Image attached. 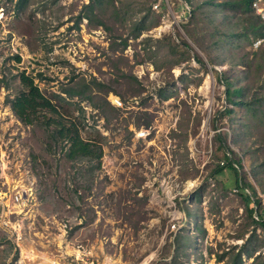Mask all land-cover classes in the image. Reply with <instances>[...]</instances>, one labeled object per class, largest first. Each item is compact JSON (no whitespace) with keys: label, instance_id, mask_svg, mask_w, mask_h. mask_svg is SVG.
I'll list each match as a JSON object with an SVG mask.
<instances>
[{"label":"rangeland","instance_id":"374dc122","mask_svg":"<svg viewBox=\"0 0 264 264\" xmlns=\"http://www.w3.org/2000/svg\"><path fill=\"white\" fill-rule=\"evenodd\" d=\"M136 1L144 5L142 13L126 0L124 14L103 18L105 28L81 19L90 0H0V191L22 185L33 194L27 208L7 209L0 200V264H173L178 234L189 238L190 247L175 264H232V248L244 245L264 258V230L248 226L245 206L233 194L234 173L211 175L222 157L216 136L227 134L242 159V176L263 203L264 46L257 52L239 39L241 14L230 20L220 8H213L223 25L220 35L238 34L212 46L216 36L206 7L188 24L192 8L205 0ZM141 28L146 30L137 37ZM187 29L197 32L200 44ZM125 39L129 46L122 51ZM184 44L190 48L181 60ZM231 53V63L254 62L249 76L242 65L235 72L230 62L221 64ZM224 71L244 89L234 100L250 102L251 109L228 103L219 81ZM23 72L48 96L66 97L62 92L77 78L113 89L107 97L96 91L98 98L81 104L83 137L101 138L104 156L91 191L77 204L80 211L64 205L61 179L52 197L36 177L43 165L34 156L49 165L55 157L46 155L44 137L20 123L8 104ZM226 107L234 112L221 115ZM148 120L150 135L143 137L148 129L136 124ZM253 260L244 255L242 264Z\"/></svg>","mask_w":264,"mask_h":264},{"label":"trees","instance_id":"16d2710c","mask_svg":"<svg viewBox=\"0 0 264 264\" xmlns=\"http://www.w3.org/2000/svg\"><path fill=\"white\" fill-rule=\"evenodd\" d=\"M130 1H132L135 6H141V10L138 12L142 13V11H144L145 7L143 4L136 0ZM183 1L187 4L191 3V0ZM125 2L126 0H90V3L85 5V14L83 17L81 16V19H87L90 23L97 20V25L99 27L106 28L103 18L107 17L110 20L113 16V20H116L121 14L125 13ZM251 5L252 0H226L223 3H216L215 0H205L192 8L188 24L193 25L194 21L201 17V8L206 7L208 26L213 30L211 36H216L214 45L212 41L211 44L212 46H217L221 41L228 42V38H232L238 33H231V30H227L228 32H226V34L220 35V30L223 29V25L217 22L215 13H213V8H220L221 12L219 13H223L222 11H224V13L230 12L231 14L228 16L230 20L235 19V14L239 13L241 14L239 22L241 21L240 25L244 28V32L239 33L237 37L239 39L244 38L246 41L251 42L250 47H252L253 41L261 36L262 23L259 18L255 16ZM147 10L150 12L151 7ZM124 17L126 16L124 15ZM142 30L146 29H138L137 37ZM248 33H251V35ZM187 35H189L190 38H194L197 44H200L197 39V32L194 31V29H187ZM121 44L122 51H125L129 46L127 39L123 40ZM182 47L185 49V55L181 60H185L187 59L186 56L190 47L188 44H184ZM228 49V47L224 49V55L228 54ZM259 53L255 54V59L258 58L257 56ZM232 56H234V53H231L230 57L226 56L221 61V64L225 62L231 63ZM241 60V62L231 63V68L237 72V67L242 65L246 70V75L249 76L250 71H252L250 66H252L254 62H248L245 58ZM210 62L214 63L216 61L210 60ZM261 62L264 63V60ZM258 65L261 68V64L258 63ZM19 76L20 89L13 98L8 100V104L20 123L27 127H33L38 135L44 137L41 144L46 155L55 157L54 162H51L49 165L43 162V159H40L39 156H34V163L37 164V162H40L43 165V167L37 171L36 177L40 181V184L44 186L46 190L48 189L52 197L56 190V182L61 179L66 198L63 201L64 205L69 207V209L80 211V205L78 206L77 204H80V202L85 199L87 193L91 191V187L96 179L95 174L101 169L104 156L101 138L87 139L83 137L85 112L81 104L83 102H92L96 97L98 98L96 91L105 93L107 97L110 93H113V89L106 87V85L104 86V84L98 82L95 78L91 81L84 78L77 81V78L73 87L64 89L62 92L66 97L57 94L48 96L36 83L37 79L35 77L26 75L24 72ZM235 79H238V77L233 76L231 72L228 71L219 74V81L226 88V100L230 105L243 106L251 109L252 105L250 102H243L244 99L241 101L234 100V97H242L244 91L242 86L238 85L236 87L234 84ZM261 83L264 85V79L261 80ZM142 90L143 89L139 92ZM106 97L104 102L109 105L110 103L106 101ZM74 99H76V101H74ZM62 103L67 104L73 110L65 109L61 105ZM72 104L75 106L72 107ZM96 108L98 107L96 106ZM110 109L112 114L118 113V109L115 107L111 106ZM74 112H78L79 115L75 116ZM233 112L234 111L229 107H226L221 115H231ZM151 123V120H148L145 124L138 123L136 124V128L144 126V128L148 129L151 127ZM216 139L219 143L222 157L218 158V164L211 175L216 177L222 175L226 170L234 173L235 180L233 187L239 190V193L236 195L240 197L245 206V212L250 221L248 226H257L264 230V221L256 222L254 219L255 206H261V199L252 183L241 174V169H243L242 159L231 149L228 144L227 134L220 133L216 136ZM36 168L37 167H35V169ZM70 179L72 180L70 181ZM85 182L86 184H84ZM68 183H72V189H70L71 187L68 186ZM188 216L191 217L192 214L188 212ZM173 245L176 251V256L173 259V264H175L179 252H185L190 247V240L186 235L178 234L174 239ZM244 246L240 249L237 247L232 248V264H242L244 255L253 258V264H264V258H261V254L255 256L256 250L250 252L245 249ZM217 260L218 262H224L225 254L220 256Z\"/></svg>","mask_w":264,"mask_h":264},{"label":"built area","instance_id":"2783aa9c","mask_svg":"<svg viewBox=\"0 0 264 264\" xmlns=\"http://www.w3.org/2000/svg\"><path fill=\"white\" fill-rule=\"evenodd\" d=\"M251 6L255 16L258 17L262 23L261 36H259L252 43V47L254 48V50H258L262 46H264V0H252ZM112 103L117 108L123 107V104L119 100V98H114V101H112ZM150 130L151 127L148 128L147 131L142 132L141 136L143 137L149 136ZM238 193H239L238 189L233 190V194L236 195ZM32 199H33V194H28L27 188H25L22 185L20 186V189L13 188L11 190L10 188H7L6 191H0V200L4 201L5 207L7 209L10 208L11 206L12 208H16V209L27 208ZM254 219L256 222L264 221V201L261 206L259 207L255 206Z\"/></svg>","mask_w":264,"mask_h":264},{"label":"crops","instance_id":"0c3cea01","mask_svg":"<svg viewBox=\"0 0 264 264\" xmlns=\"http://www.w3.org/2000/svg\"><path fill=\"white\" fill-rule=\"evenodd\" d=\"M261 205H262V201H261Z\"/></svg>","mask_w":264,"mask_h":264}]
</instances>
